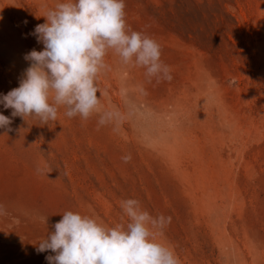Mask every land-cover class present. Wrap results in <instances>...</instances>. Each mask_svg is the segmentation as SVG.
Returning <instances> with one entry per match:
<instances>
[{"label": "rangeland", "instance_id": "374dc122", "mask_svg": "<svg viewBox=\"0 0 264 264\" xmlns=\"http://www.w3.org/2000/svg\"><path fill=\"white\" fill-rule=\"evenodd\" d=\"M59 2L0 0V94L19 86L24 55L43 49L31 33ZM124 2L171 79L109 50L101 111L87 120L60 108L41 126L0 105L13 129H0V264H48L36 245L62 213L115 226L128 198L171 216L155 239L179 264H264V0ZM104 111L120 117L100 126Z\"/></svg>", "mask_w": 264, "mask_h": 264}, {"label": "clouds", "instance_id": "9594fccd", "mask_svg": "<svg viewBox=\"0 0 264 264\" xmlns=\"http://www.w3.org/2000/svg\"><path fill=\"white\" fill-rule=\"evenodd\" d=\"M125 7L124 0H63L50 8L42 16L44 23L31 33L43 49L24 55L28 67L19 86L0 94V105L12 110V118L25 121L32 117L41 126L55 122L60 108L68 118L87 120L101 111L96 82L108 67L105 56L109 50L123 64L145 68L149 79L170 80L171 70L161 60L160 44L127 25ZM119 117L118 111H104L98 125ZM11 124L10 117L0 114V129L11 132ZM122 159L128 163L131 155ZM121 208L127 221L115 226L65 211L52 225L54 231H47L36 245V251L52 253L45 257L48 264H179L174 251L155 239L171 223V216L153 217L134 198L122 200ZM0 214H6L3 205ZM48 218L41 217L47 229Z\"/></svg>", "mask_w": 264, "mask_h": 264}]
</instances>
